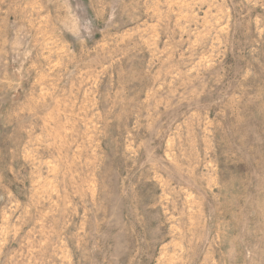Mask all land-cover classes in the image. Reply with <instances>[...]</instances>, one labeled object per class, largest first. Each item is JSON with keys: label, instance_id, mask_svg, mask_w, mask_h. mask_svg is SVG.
I'll use <instances>...</instances> for the list:
<instances>
[{"label": "rangeland", "instance_id": "374dc122", "mask_svg": "<svg viewBox=\"0 0 264 264\" xmlns=\"http://www.w3.org/2000/svg\"><path fill=\"white\" fill-rule=\"evenodd\" d=\"M0 264H264V0H0Z\"/></svg>", "mask_w": 264, "mask_h": 264}]
</instances>
